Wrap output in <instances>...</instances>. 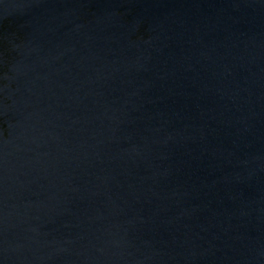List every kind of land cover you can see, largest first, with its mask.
<instances>
[{"label": "water", "instance_id": "water-1", "mask_svg": "<svg viewBox=\"0 0 264 264\" xmlns=\"http://www.w3.org/2000/svg\"><path fill=\"white\" fill-rule=\"evenodd\" d=\"M0 264H264V0H0Z\"/></svg>", "mask_w": 264, "mask_h": 264}]
</instances>
